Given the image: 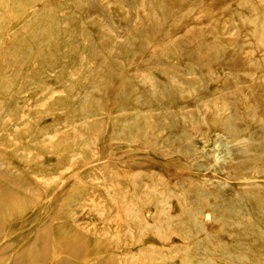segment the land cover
Wrapping results in <instances>:
<instances>
[{
  "label": "rangeland",
  "instance_id": "obj_1",
  "mask_svg": "<svg viewBox=\"0 0 264 264\" xmlns=\"http://www.w3.org/2000/svg\"><path fill=\"white\" fill-rule=\"evenodd\" d=\"M263 25L264 0H0L4 255L46 227L87 264H239L211 208L184 210L264 186L232 172L264 142Z\"/></svg>",
  "mask_w": 264,
  "mask_h": 264
},
{
  "label": "bare ground",
  "instance_id": "obj_2",
  "mask_svg": "<svg viewBox=\"0 0 264 264\" xmlns=\"http://www.w3.org/2000/svg\"><path fill=\"white\" fill-rule=\"evenodd\" d=\"M215 56L222 63V59L217 54ZM230 67L232 69L236 68L235 65ZM231 73L233 75L236 74L234 70H231ZM225 103L228 104V101ZM254 114L264 124V113L261 114L256 111ZM244 117L248 118L245 112L242 114V120ZM233 123L230 122L228 128L230 131L238 133L239 131L233 126ZM262 143L261 151L255 148L254 141H251L248 146L240 147L237 150L238 164L243 163V166L242 168H239V166L236 168L237 166L234 164L235 167L232 169L233 178L248 180L256 171L264 176V142ZM241 195L240 201L227 202L219 195L199 191L197 202L191 208L184 210V214L186 215L187 213L190 214V217H193L201 214L204 209L211 208L221 220L216 235H222L227 232L231 238L232 250L227 251L229 246L226 241H223L224 246L227 247V257L239 262V264H263L264 235L256 228L255 218L256 216L264 215V186L249 181L244 186ZM15 203L13 192L0 185V241L4 233L6 231L8 233L12 227L10 221L17 211ZM195 228H198L196 222L185 221V231L190 238H194L192 231ZM29 237L31 238H29L28 244L24 246L22 254L15 256V258L6 257L4 254L7 250H0V264H87L86 253L79 243L66 240L65 237L58 238L55 233L53 234L46 227L40 230L37 235L30 233ZM3 243H5L4 247L6 249L12 248V240L4 238ZM32 243H35L34 248L30 246ZM195 245L199 244L196 243ZM190 248L193 252L198 251L195 246Z\"/></svg>",
  "mask_w": 264,
  "mask_h": 264
}]
</instances>
